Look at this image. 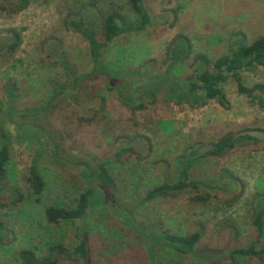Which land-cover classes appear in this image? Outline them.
<instances>
[{
    "label": "rangeland",
    "instance_id": "374dc122",
    "mask_svg": "<svg viewBox=\"0 0 264 264\" xmlns=\"http://www.w3.org/2000/svg\"><path fill=\"white\" fill-rule=\"evenodd\" d=\"M13 1L18 0H0V6H11ZM145 5L153 16L152 25L142 32L125 33L109 44L102 57L108 66L137 69L153 60V69L161 71L170 43L182 34L190 38L193 47L185 68L182 66L185 71L199 54L215 60L228 54L240 40L250 43L264 34V0H145ZM112 8L135 17L128 0H30L27 8L16 13L0 7V34L16 28L23 37L16 54L0 61V99L4 107L9 105L4 90L9 81L15 82L22 94L16 108L43 107L50 99L52 86L68 85L73 72L89 70V44L66 26L65 19L87 10L102 9L105 13ZM98 36L103 37L102 24ZM59 44V53H65L70 71L53 56ZM243 77L248 86L264 84V68L254 73L246 71ZM222 86L229 102L227 108L214 99L198 108L176 105L159 93L155 103L144 98L145 107L135 109L123 102L128 82H113L100 75L85 82L82 91L62 99L50 120L76 149L97 159H111L108 167L119 197L134 203L162 182L177 180V159L182 154L208 147L230 130L264 128V109L240 94L233 78ZM103 98L106 108L99 111ZM92 100L97 104L89 109ZM95 112L94 120L83 118ZM6 128L12 135L11 177L3 195L6 207L0 209L7 227L0 264H20L22 248L35 249L41 256L58 243L71 249L78 241L76 228L82 224L90 249L88 264H149L145 238L122 222L102 192H96L87 222L48 223L46 208L76 205L86 182L74 169L54 164L50 153L44 151L40 168L45 190L39 196L32 195L27 180L30 165L39 153V140L26 134L20 137L13 125L7 124ZM253 133L261 139L257 145L236 149L223 158L204 159L191 169L192 179L218 184L222 189L188 188L176 199H156L140 207L136 219L162 224L163 230L170 232L200 230L204 239L217 248L258 241L250 210L254 197L264 192V133ZM130 147V151L117 155ZM18 194L24 199L16 203ZM163 260L166 264H197L176 251L163 254ZM58 264L79 263L61 257ZM243 264L257 261L247 259Z\"/></svg>",
    "mask_w": 264,
    "mask_h": 264
},
{
    "label": "trees",
    "instance_id": "16d2710c",
    "mask_svg": "<svg viewBox=\"0 0 264 264\" xmlns=\"http://www.w3.org/2000/svg\"><path fill=\"white\" fill-rule=\"evenodd\" d=\"M135 17L123 14L112 8L109 12L99 9L98 12L87 10L78 17H66V26L79 33L89 44L91 67L86 72H73L72 81L68 85L52 86V93L48 103L43 107L16 108V103L22 97L15 82L9 81L4 90L9 105L4 107L0 99V209L6 207L3 201L7 191V182L11 177L10 161L11 133L6 125L16 127L22 135L35 137L39 140V153L33 159L30 168L28 183L30 193L41 195L45 190V180L40 168V157L48 151L56 165L68 167L77 173L86 182V187L80 195L76 205L65 207L59 205L48 206L45 217L50 224L61 222H87L97 191L102 192L105 199L111 202V209L136 233L145 238L148 244L149 264H166L163 254L176 251L190 257L197 264H243L244 260L255 259L257 264H264V192L257 194L252 202L250 217L257 232V240L247 245L237 247H213L204 239L203 232L195 230L190 233L164 229L163 225L152 222H139L136 217L140 207L159 198L176 199L188 188L198 190L201 187L222 189L221 185L208 184L194 180L191 169L207 158H223L236 149H244L257 145L261 139L253 132L264 133L263 127L242 128L226 132L217 141L211 142L208 147L182 154L177 159L178 178L174 182L164 181L158 186L149 189L144 196L136 198L134 203L125 202L119 197L116 181L108 167L111 159H97L95 156L76 148L67 142L66 134L50 120V116L60 106L62 99L72 96L74 91H82L85 82L91 81L100 75H106L113 82L123 80L128 82L129 91L123 97V102L135 109L145 107L143 99L147 98L155 103L161 93L166 101L176 105L186 104L191 108L203 107L208 100H217L227 108L229 106L223 84L233 78L240 94L247 96L251 103L264 109V84L257 83L248 86L243 73H254L258 68H264V34L250 43L240 40L231 51L223 56L211 60L206 54H199L194 64L183 70L185 60L192 53V42L188 36L177 34L170 43L164 68L161 71L153 69L154 61L137 69H122L110 67L102 61L104 49L125 33L142 32L152 25L153 16L145 5V0H128ZM30 0L13 1L11 6L1 8L10 13H16L28 7ZM91 5H95L94 2ZM103 18V19H102ZM102 22V23H101ZM102 24L103 37L99 39L98 27ZM22 33L16 28H9L0 34V61L11 59L22 44ZM61 44L55 47L53 56L63 61L65 70L70 71L65 53H59ZM183 66V68H182ZM182 68V70H181ZM79 91V92H80ZM105 98L102 99L100 110L106 108ZM97 102L92 100L89 109ZM88 105V104H87ZM86 105V106H87ZM95 112L91 117L83 118L92 121L96 118ZM132 147L117 152L121 155L130 151ZM24 199L23 194L15 195L16 203ZM199 199V197L197 198ZM84 224L77 226L78 241L69 249L58 243L48 248L44 256L35 249L22 248L19 253L20 264H58L61 257L77 261L79 264L90 262V249L85 237ZM7 237V227L0 214V247ZM163 260V261H162Z\"/></svg>",
    "mask_w": 264,
    "mask_h": 264
}]
</instances>
